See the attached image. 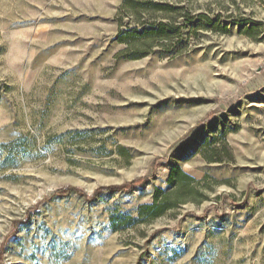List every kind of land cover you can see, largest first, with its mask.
Segmentation results:
<instances>
[{"label": "rangeland", "instance_id": "374dc122", "mask_svg": "<svg viewBox=\"0 0 264 264\" xmlns=\"http://www.w3.org/2000/svg\"><path fill=\"white\" fill-rule=\"evenodd\" d=\"M0 264H264V0H0Z\"/></svg>", "mask_w": 264, "mask_h": 264}, {"label": "trees", "instance_id": "16d2710c", "mask_svg": "<svg viewBox=\"0 0 264 264\" xmlns=\"http://www.w3.org/2000/svg\"><path fill=\"white\" fill-rule=\"evenodd\" d=\"M127 2H128V0H127ZM154 9H164V7H162V6H152ZM174 173L176 174V176L178 177V181H179V183L181 184L182 182H183V179H184V176L182 175V174H180L179 173V171L177 170V169H175L174 170ZM116 190V189H121V190H126V189H128V187L127 186H122V187H119V188H116V187H113V188H105V189H101V190H98L97 192H95V193H98L99 191H104V190ZM67 191H69V190H67ZM67 191L65 192V193H67ZM96 195V194H95ZM164 197H166V195H163ZM165 200V198L163 199V201ZM162 201V202H163ZM162 209H163V206L161 205V203L159 202H157L156 201V198H155V200H154V203L153 204H151V205H146V206H144L143 208H142V210L144 211V213L145 214H148V213H150V214H152V215H157V214H159V213H161V211H162ZM141 210V211H142Z\"/></svg>", "mask_w": 264, "mask_h": 264}]
</instances>
